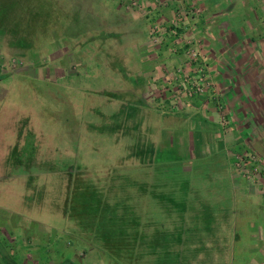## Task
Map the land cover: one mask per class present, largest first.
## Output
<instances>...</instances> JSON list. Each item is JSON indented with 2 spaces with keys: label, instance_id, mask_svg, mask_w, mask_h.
Listing matches in <instances>:
<instances>
[{
  "label": "rangeland",
  "instance_id": "rangeland-1",
  "mask_svg": "<svg viewBox=\"0 0 264 264\" xmlns=\"http://www.w3.org/2000/svg\"><path fill=\"white\" fill-rule=\"evenodd\" d=\"M114 6L0 0L2 40L27 55L0 50V264H264V237L229 217L224 181L143 143L156 117L134 109L124 79L145 31Z\"/></svg>",
  "mask_w": 264,
  "mask_h": 264
},
{
  "label": "crops",
  "instance_id": "crops-1",
  "mask_svg": "<svg viewBox=\"0 0 264 264\" xmlns=\"http://www.w3.org/2000/svg\"><path fill=\"white\" fill-rule=\"evenodd\" d=\"M194 2L200 13L195 18H184L180 7L189 6L191 0H115L114 9L127 14L132 29L143 27L145 31L143 41L133 47L138 67L125 74L127 92L136 101L132 103L135 110L145 108L156 117L153 123L144 119L142 132L147 139L143 143L160 145L165 151L174 147L195 162L194 170L211 173L207 174L212 176L208 186L224 181L231 192L226 209L229 217L244 215L246 236L264 237V228L248 216L252 212L264 218V35L255 36L264 19V0ZM170 28L176 30L178 43L169 34ZM3 35L0 34V50L10 47L15 49V57L27 56L23 48L3 41ZM187 43L202 54L217 95L206 105L199 100L174 111L163 88L171 83L170 71L181 62ZM29 53L39 55L38 49ZM35 61L37 67L33 68L37 70L41 63ZM30 76L42 81L50 79L49 74ZM101 142L114 146L113 138H103ZM250 154L256 161L247 160L234 168L235 156ZM152 159L150 156L148 161ZM187 163L180 166L188 170ZM215 190L222 194L220 187L215 186ZM139 191L147 193V187L142 185ZM260 243L258 251L264 252V239Z\"/></svg>",
  "mask_w": 264,
  "mask_h": 264
},
{
  "label": "built area",
  "instance_id": "built-area-1",
  "mask_svg": "<svg viewBox=\"0 0 264 264\" xmlns=\"http://www.w3.org/2000/svg\"><path fill=\"white\" fill-rule=\"evenodd\" d=\"M191 1L192 3L189 6L180 7L181 15L184 18H195L200 13L196 2ZM152 30H156V27H153ZM169 34L174 37V43L179 42L175 29L170 28ZM180 57L181 62L170 71L171 83L163 88L169 97L171 110H179L186 103L202 100L201 104L206 105L209 100H214L217 90L210 78L208 65L199 50L194 48L192 44L187 43ZM218 111L222 114L221 108H218ZM247 160L256 161V157L253 154L248 157L235 156L234 168H240ZM252 182L255 181L252 180Z\"/></svg>",
  "mask_w": 264,
  "mask_h": 264
}]
</instances>
